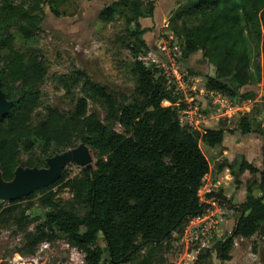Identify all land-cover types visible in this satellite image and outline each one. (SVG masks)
<instances>
[{
  "label": "trees",
  "instance_id": "obj_1",
  "mask_svg": "<svg viewBox=\"0 0 264 264\" xmlns=\"http://www.w3.org/2000/svg\"><path fill=\"white\" fill-rule=\"evenodd\" d=\"M68 1L0 0L1 90L13 102L0 117V174L10 181L18 166L45 167L47 157L79 144L97 159L92 170L82 167L69 177L65 166L54 183L0 204V228L20 238L15 252L22 256L34 255L40 244L62 234L83 254L84 264H164L172 234L204 213L199 190L209 163L199 143L221 146L226 129L189 130L180 125L177 107L163 105L175 103L177 93L159 69L139 59L148 49L140 19L153 14L149 0H114L98 13L102 22L123 23L117 42L129 54L122 65L133 83L130 93L113 91L73 67L53 75L71 108L43 104L40 86L49 68L35 37L44 6L59 16ZM167 28L181 41L182 59L200 51L212 66L206 89L230 101L253 97L240 90L255 81L264 62V0H183L169 15ZM90 105L99 108L103 118L91 112ZM261 111L264 116V105ZM234 130L264 137V120L260 123L254 112L243 113ZM234 165L235 190L243 192V199L235 206L231 234L214 246L223 262L231 259L236 238L264 239V144L260 165L245 157ZM55 188L67 189L71 198L60 199ZM205 197L234 206L221 190ZM35 205L40 213H32ZM211 253H199L193 264H211Z\"/></svg>",
  "mask_w": 264,
  "mask_h": 264
},
{
  "label": "rangeland",
  "instance_id": "obj_2",
  "mask_svg": "<svg viewBox=\"0 0 264 264\" xmlns=\"http://www.w3.org/2000/svg\"><path fill=\"white\" fill-rule=\"evenodd\" d=\"M114 0H69L59 10V16H55L46 5L43 8V16L40 29L35 37L36 47L46 59L49 74L40 86L43 104L56 106L62 110L71 108V101L59 90L53 82V75L66 73L73 67L84 70L95 82L106 85L116 92L128 94L133 88V83L122 63L129 59V54L123 50L117 38L123 33V23L119 20L102 22L98 20V13L105 5ZM154 3L152 16L140 19L144 29L142 38L147 44V52L139 58L148 67H156L162 73V65L167 64L164 45L168 42L169 30L167 20L176 4L183 0H149ZM147 6L143 7L145 11ZM131 28H133L131 26ZM172 45L177 47L174 52L180 64L184 79L187 81L186 91L189 89L199 91L205 85L206 78L213 74V68L206 63L200 51L192 54L187 59L180 56L181 41L172 40ZM241 93H251L253 97L244 100H234L237 110L226 113V108L217 106L211 109L205 101L201 103V109L205 111L209 119L208 128L226 129L222 145L209 147L200 142L199 147L209 163V173L203 178L199 195L206 207L212 211L219 210L217 214L218 228L212 235L209 245L211 250V264H264V239L255 235L249 239L234 240L229 261H220L214 249L218 241H223L232 232L237 219L235 206L243 199V192L235 190L232 170H236L234 162L245 157L248 161L260 165L261 145L264 137L257 135H242L235 131L236 122L243 113L254 112L260 123L264 116L261 111L264 105V62L260 61V75L255 81L240 90ZM180 94V93H179ZM178 95L179 106L182 107L183 97ZM166 106V104H163ZM91 112L103 118L101 110L93 105L89 106ZM39 113L41 109L38 110ZM116 130H120L118 127ZM232 130V131H231ZM91 164L94 167L96 155L89 149ZM59 154V153H58ZM56 155V154H54ZM52 155V156H54ZM50 156V157H52ZM49 158V157H47ZM46 162V161H45ZM231 165H233L231 167ZM46 167V165H45ZM81 166L70 163L66 166L69 177L80 173ZM248 176V175H247ZM221 190L223 194L234 204L233 208L216 202L215 207L207 204V193ZM57 197L62 200L71 198L67 189L55 188ZM254 195H259L254 186ZM8 202H0L7 204ZM41 209L35 205L32 213H40ZM176 234L169 251L164 254V264L190 263L188 258L182 260L178 249ZM20 243V238L15 236L11 229L0 228V264H84L83 254L70 247L62 234L51 242L39 245L32 256H22L15 252ZM98 244L105 251V242L101 235L98 236ZM135 264V263H134Z\"/></svg>",
  "mask_w": 264,
  "mask_h": 264
},
{
  "label": "built area",
  "instance_id": "obj_3",
  "mask_svg": "<svg viewBox=\"0 0 264 264\" xmlns=\"http://www.w3.org/2000/svg\"><path fill=\"white\" fill-rule=\"evenodd\" d=\"M168 35V42L164 45L167 64L162 65V69L160 70H162V75L166 84L169 87H173V93H180L183 97V106H179V100L173 104L168 101H164L163 104L165 103L166 106L177 107V116L181 126H184L189 130L204 133L208 127L207 125L209 123V119L207 118L204 109H201L202 102L205 105L206 101L208 107L211 109H216L217 106L225 107L227 109L226 113L237 110L235 109L237 108V103L230 101L222 93L206 89L205 87L199 91L192 89L186 91L185 84H187V81L184 79L180 69V64L176 59L177 54H174V52L177 51V47L172 45V40L175 37L171 32H169ZM179 53L181 56V52ZM208 200L207 204L215 207V203L217 201L212 198ZM206 206L202 215L190 219L180 232H174L172 234V237L174 234L177 236L175 240L177 241L182 260L184 261V258H188L190 260V263L184 262L182 264H193L199 253L210 249V239L218 228L219 219L217 214H219V210L215 209V211H212L211 207Z\"/></svg>",
  "mask_w": 264,
  "mask_h": 264
},
{
  "label": "water",
  "instance_id": "obj_4",
  "mask_svg": "<svg viewBox=\"0 0 264 264\" xmlns=\"http://www.w3.org/2000/svg\"><path fill=\"white\" fill-rule=\"evenodd\" d=\"M12 105L13 102L7 100L1 90L0 81V117L5 116ZM91 162L89 149L85 145L79 144L75 148L47 158L46 167L24 168L18 166L10 181H4L0 174V202L18 199L54 183L59 179L63 168L70 163L84 167L88 171L92 170Z\"/></svg>",
  "mask_w": 264,
  "mask_h": 264
},
{
  "label": "crops",
  "instance_id": "obj_5",
  "mask_svg": "<svg viewBox=\"0 0 264 264\" xmlns=\"http://www.w3.org/2000/svg\"><path fill=\"white\" fill-rule=\"evenodd\" d=\"M176 6H177V4H176ZM174 10V9H173ZM172 12V11H171ZM236 239H238V240H243L242 238H236ZM234 246V245H233ZM233 249V248H232ZM232 251V250H231ZM221 261V260H220ZM226 262V261H225ZM194 263V262H193Z\"/></svg>",
  "mask_w": 264,
  "mask_h": 264
}]
</instances>
